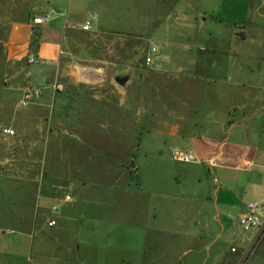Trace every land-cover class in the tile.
<instances>
[{
	"label": "rangeland",
	"instance_id": "374dc122",
	"mask_svg": "<svg viewBox=\"0 0 264 264\" xmlns=\"http://www.w3.org/2000/svg\"><path fill=\"white\" fill-rule=\"evenodd\" d=\"M50 1L51 7L62 9L65 13L67 5L71 6V9L76 7V18L67 23L69 29L81 31L88 18H95L90 32L81 33L78 37H65V42L67 41L68 46L73 49V55L67 59L69 69L85 86L79 85L73 89L74 94H79L81 99L67 108L63 97L72 89L70 86L65 88L69 78L60 77L58 82L63 86V90L56 94L55 99H51L48 107L39 108L34 103L25 107L29 108V111L22 113L26 109L17 105L18 92L16 95L14 92L10 94L9 99H13L11 101L3 99V86H11L13 83L6 85L0 71V247L5 246V250L9 251L12 242L20 236L18 225L7 221L13 220L16 214L13 209L26 216L35 203L39 208L46 205V216L55 220L56 225L48 227L43 218L36 215L39 222L30 231L27 246V253H31L33 258L49 259L56 264H142L139 260H132L141 258L140 253H135L134 247L128 250L121 244L116 246L109 241L100 243L98 247H86L84 241L87 242L85 236L88 234L63 228L61 216L68 207L62 200L65 194L73 199V206H77L83 197L84 191L75 188L74 184L59 190L57 201L44 202L41 198L42 194L56 191L53 186L62 185L64 179L61 177L71 173H67L66 169L62 172V157L69 158L74 152L89 160L98 151L76 150L74 144L77 138L69 140L67 135L59 130L64 131L67 128L70 131L72 126H76L82 111L90 113L100 105L101 110L107 113H90L81 120L84 119L99 129H102L103 125L111 126L110 128H116L118 134L115 135L112 131L107 135L90 134L88 137L101 145L117 143L119 147L123 146L122 150L116 152L117 157L128 154V145H136V155L133 157L135 172L129 174L133 176L132 185L135 189H132H157L160 186L155 179L152 182V178L158 174V166L149 168L150 173L149 170L143 172L136 168L138 169L144 160L149 161L147 158H151L144 155L148 141L154 144L153 147L159 145L163 149L164 143L174 137L171 138L162 132L158 134L156 131L147 135L143 131L157 128L158 122H161V125L164 121L172 122L174 116H193L199 100V115L196 117L198 122L201 123V119H211L209 121L223 123L221 128L226 132L224 137H228L230 146L225 151L229 160L226 170L210 164L209 161L204 165L200 160L196 162L199 169L200 166L203 168L200 170L205 176L202 178L204 191L210 193L212 217L219 218L224 227L231 228L230 235L226 234L227 237H224L222 226L217 230L223 239L204 250L201 264H264V228L259 230V238L251 244L244 260H237L239 255H244L245 245L241 241L257 232L243 230L240 217L247 213L246 205L260 202L254 187L258 184L264 192V0H242L244 4L237 7L224 4L220 12L217 7L210 6L212 12L208 10L207 13H213L219 20L232 24L229 41H222L226 43V49L230 50V53L223 54L219 62L223 70L218 67L202 71L203 74L209 75L204 76L209 80L202 81L201 85L183 76L186 72H178V67H188L190 64L186 59L190 56L183 55L181 44L190 32L195 33L196 30L182 27L179 25L181 21L177 20L178 15L197 16L198 9L205 11L208 7L201 4L200 0H166L165 3L164 0ZM4 3L7 6L8 2L0 0L1 7L8 8ZM24 8L25 6L21 8L22 15ZM58 14L60 17L61 14ZM209 27L210 24L200 32H207ZM152 47L157 49L154 55L155 64L146 67L144 60L147 50L149 53ZM40 63L41 60L36 64L27 65L26 58L22 60V66L30 70L38 68ZM85 69H89L92 74H86ZM96 69H102V78L95 76ZM155 69H162L171 75ZM126 71H129L128 75L125 74ZM104 72L106 75L103 79ZM174 74L178 76L174 77ZM126 75L128 82L124 86L118 85L115 79ZM99 79L103 82H98ZM32 85L41 88L44 84ZM94 96L100 98L95 99ZM124 97H127V101ZM110 109L112 111H109ZM64 111L72 112L70 121L67 120L70 125L66 123V113H62ZM4 126H11L16 130V135L3 136L1 128ZM141 132L145 133L142 137ZM182 139L181 143H186ZM182 147L183 151L192 153L198 161L193 152L188 151L186 146ZM239 153L257 155L260 165L256 164L251 170L240 168L233 171V165L239 164ZM170 155L168 157L172 159V154ZM191 163L194 162L188 164ZM184 164L186 163L179 162L175 166H191ZM260 169L262 173L259 176L256 171ZM47 172H51L54 177L46 179ZM148 174L149 179H144ZM18 175L28 180H21ZM233 176L236 181L240 179L239 182L233 183ZM220 188V203L228 199L222 198V193L228 189L229 195L235 198L234 208L230 206L231 201L225 205L219 204L217 193ZM20 193H24L27 199H18ZM56 205L59 206L58 213L52 210ZM77 208L80 212H87L88 209L85 206ZM223 217L225 221L222 220ZM30 218H34V215ZM8 229L14 230L15 234L9 235L6 232ZM232 246L239 249L237 254L231 252ZM99 255L105 257L104 261L98 260ZM167 256L163 259H168ZM190 256L192 255L182 256L181 263L186 264ZM6 258L13 262L15 257L8 254ZM127 259H131V263L125 261ZM166 264L175 263L167 261Z\"/></svg>",
	"mask_w": 264,
	"mask_h": 264
},
{
	"label": "crops",
	"instance_id": "0c3cea01",
	"mask_svg": "<svg viewBox=\"0 0 264 264\" xmlns=\"http://www.w3.org/2000/svg\"><path fill=\"white\" fill-rule=\"evenodd\" d=\"M5 1L8 4L6 6L4 3V5L8 8L1 7L0 4V71L3 73V82L6 85L9 83H13V85L3 86L1 92L3 99L11 101L13 99H11L12 97L9 99L10 94L14 92L13 94L16 95L18 92L19 102L26 90L38 87V85L32 84L43 83L44 85L41 87L43 88L42 97L35 104L39 108L48 107L51 99H55L57 94L53 92L52 86L59 83L58 78L68 77L69 82L65 83V88L70 86L72 91L65 94L63 102L67 104V108L72 107L70 106L72 103L81 99H79V94H74L73 89L78 88L79 85L85 86V84L80 82L82 80L75 78V74L69 69L67 59L73 55V49L68 46L67 41L65 42V37H78L81 33H88L83 30L68 28V21L74 20L77 16L76 7L71 9V6L67 5L65 13L62 9L51 7L50 0ZM55 1L61 2L62 0ZM165 2L167 1L164 0ZM200 3L205 4L208 8L210 6L217 7L219 12L224 4L236 7L244 4L242 0H200ZM24 6L25 11L22 15L21 8ZM50 8H55L61 14L60 17L49 24L36 25L34 20ZM208 8L205 11L198 9L199 14L197 16H177V20L182 22L179 25L189 30H196L195 33L190 32L184 38V43L181 44L184 51L182 52L183 55L190 56L186 57L190 64L188 67H178V72H186L183 76L191 78V81H195L199 85L202 81L209 80V78L204 77L209 75L203 74L202 71L217 69L221 66L219 62L222 60L223 54L230 53V50L226 49V43L224 44L222 41L226 39L229 41V37L232 35L230 32L232 24L219 20L213 13H207L208 10L212 12L211 8ZM208 24H210L208 31L200 32ZM148 54L147 50L146 56ZM33 56H37L41 60L40 66L34 70L23 67L22 60L24 58H26L27 65H33L28 64V59ZM193 56H195L194 59ZM219 69L223 70V66ZM100 70L102 69L95 70L97 71L95 76L102 78ZM156 71L171 75L162 69ZM86 74L92 73L88 69ZM125 74L128 75L129 71H126ZM105 75L106 72H104L103 79ZM173 76L177 77L178 75L174 74ZM101 81L103 82L102 79H99L98 82ZM94 98H100V96H94ZM124 99L127 101V97ZM199 103L198 100L193 116L188 118L181 115L174 116L172 122L164 121L165 123L163 122L162 125L161 122H158V129L143 131L147 135L156 131L158 134L162 132L171 138L174 137L173 140L164 143L163 149L159 145L156 148L153 147L154 144L151 141L147 142L144 155L151 158H147L149 161L144 160L141 168L138 167L136 170L141 169L143 172L149 170L150 173L149 168H154V165L158 166V174L152 178V182L155 179V182L160 186L157 189L147 191L133 190L135 189L132 185L133 176L129 175L135 172L133 157L136 155V145H128V154H121V157H117L115 156L116 152L122 150L123 146L119 147L117 143L101 145L88 137L90 134L107 135L112 131L115 135L118 134L116 128H110L111 126L103 125L102 129H99L98 126H91L84 119L81 120L90 113L92 115L107 113L103 112L105 110H101L100 105L99 108L95 107L90 113L82 111L83 114H80V111L78 122L76 126L71 127L70 131L67 128L64 131L59 130L60 133L67 135L69 140L74 139L73 137L77 138V142L74 144L76 150H93L94 152L98 150L89 160L83 159L80 153L75 154L74 152L69 158L62 157L60 160L62 172H65L66 169L67 173H71L61 177L64 179L62 185L53 186L56 191L50 192V194H40L44 202H49L50 200L57 201L58 191L66 189L69 184H74L75 188L84 191L77 206L71 205L72 198L71 201L64 199L65 196H69L68 194H65L62 199L63 203L68 205L63 216H61L63 228L73 231L76 229L77 233L88 234V236L84 235L87 238V242L84 241L86 247H98L101 245L100 243L107 241L116 246L121 244L128 250L134 247L135 253H140L141 258L132 260H139L142 264H166L167 261L182 264L181 257L188 255L192 256L186 264H201L204 250L223 239L217 230L222 226L225 237L226 234L227 236L230 235L231 228L224 227L219 218L214 219L212 217L210 193L204 191L202 178L205 176L200 170L203 168L200 166L199 169L196 162L200 160L204 165L205 162L209 161L210 164L226 170L229 166V160H227L225 151L230 146L228 145V137H224L226 132L221 128L223 123L209 121L211 119L208 121L201 119V123L198 122L196 117L199 115ZM24 109L26 110L22 113L29 111V108ZM62 113H66V123L69 124L72 112L64 111ZM145 133L141 132L140 136L142 137ZM87 138L89 139L87 140ZM180 139L186 143H181ZM182 146H186L188 151L193 152L198 161L184 164L191 166L176 167L175 164L179 162L172 161L168 156H171L170 154L174 151H183ZM141 148L143 149V147ZM100 150L101 153H99ZM237 157H239V164L233 165V171L240 168L251 170L250 168L256 164L260 165L255 154L239 153ZM256 173L260 176L262 170L260 169ZM51 174V172H47L46 179L53 178L54 176ZM18 177L21 180H28L25 177L22 178L21 175ZM149 177L148 174L144 179H149ZM234 177H232V182H239L240 179L236 181ZM141 179L143 181L142 177ZM254 188L257 190L260 202H264V192L261 191V186L259 187L257 184ZM220 192L221 188L217 193L219 204L225 205L231 201L230 206L234 208L236 202L235 198L229 195L230 191L227 189L222 193V198L228 199L221 203ZM18 199L25 200L27 197L24 193H20ZM45 206L42 205L39 208L34 203L32 210L26 216L13 209L16 214L13 220L7 219V221L18 225L20 236L12 242L9 251L5 250V246L4 248L0 247V264H56L49 259H35L31 253H27L30 231L39 222L36 215L43 218L44 224L50 227L48 225L50 219L46 216L47 208ZM78 206H85L88 208L86 209L87 212L85 210L80 212ZM32 215L34 218L29 219ZM222 220L225 221V217ZM12 231L14 233L9 235L15 234V231ZM257 238H259V230L248 236L246 240L241 241L245 245L244 255H239L238 262L244 260L251 244ZM232 248H235L236 251L233 252ZM232 248V253L237 254L239 252L238 248L234 246ZM8 254L15 257L13 262L9 258L5 259ZM165 256L169 258L163 259ZM104 258V256L99 255L98 260L104 261ZM130 260L125 261L131 263Z\"/></svg>",
	"mask_w": 264,
	"mask_h": 264
},
{
	"label": "built area",
	"instance_id": "2783aa9c",
	"mask_svg": "<svg viewBox=\"0 0 264 264\" xmlns=\"http://www.w3.org/2000/svg\"><path fill=\"white\" fill-rule=\"evenodd\" d=\"M59 14L55 8H50L48 11L44 12L41 16L34 20L36 25H45L53 22L58 18ZM95 22L94 17H90L86 20V22L82 26V30L84 32L91 31V26ZM157 53V49L152 47L149 50V54L145 57L144 64L148 67L154 64L155 58L154 55ZM39 58L37 56L30 57L28 59V64H36L39 62ZM54 93H60L63 90V86L60 83H55L52 86ZM43 89L42 88H34L26 90L21 99L18 102V105L22 108L28 107L36 103L42 96ZM1 134L5 137H13L16 135V131L11 126H4L1 128ZM172 159L175 162L180 163H190L195 162L196 158L192 153L185 151H174L172 153ZM66 201H71L70 196H65ZM55 213L59 212V206L56 205L52 209ZM263 217V218H262ZM264 202H251L247 205V213L240 217V226L245 231L252 230H261L264 228ZM48 225L50 227H54L56 225L55 220H50ZM8 234H12L13 231H6ZM232 251L235 252L236 249L232 248ZM249 253V252H248Z\"/></svg>",
	"mask_w": 264,
	"mask_h": 264
},
{
	"label": "water",
	"instance_id": "95a60500",
	"mask_svg": "<svg viewBox=\"0 0 264 264\" xmlns=\"http://www.w3.org/2000/svg\"><path fill=\"white\" fill-rule=\"evenodd\" d=\"M115 81L118 83V85L124 86L128 82V76L118 77L115 79Z\"/></svg>",
	"mask_w": 264,
	"mask_h": 264
},
{
	"label": "trees",
	"instance_id": "16d2710c",
	"mask_svg": "<svg viewBox=\"0 0 264 264\" xmlns=\"http://www.w3.org/2000/svg\"><path fill=\"white\" fill-rule=\"evenodd\" d=\"M35 42V41H34Z\"/></svg>",
	"mask_w": 264,
	"mask_h": 264
}]
</instances>
